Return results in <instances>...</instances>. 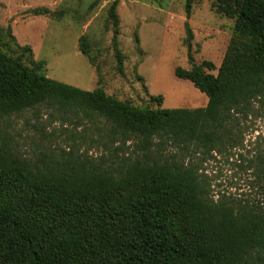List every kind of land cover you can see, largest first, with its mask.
<instances>
[{
	"label": "trees",
	"instance_id": "obj_1",
	"mask_svg": "<svg viewBox=\"0 0 264 264\" xmlns=\"http://www.w3.org/2000/svg\"><path fill=\"white\" fill-rule=\"evenodd\" d=\"M111 1L123 74L120 0ZM184 1L190 18L200 0ZM212 5L234 19L222 63L195 61L187 21L191 67L175 70L208 96L196 108L163 107L162 94H151L155 107L136 105L104 87L54 79L11 26H0V264H264V206L214 198L205 171L215 155L244 148L245 119L264 112V0ZM33 12L61 17L65 10ZM80 48L99 70L85 35ZM41 108L53 121L82 127L69 148L21 150L13 118ZM87 141L104 152L90 154ZM241 159L264 180L261 152Z\"/></svg>",
	"mask_w": 264,
	"mask_h": 264
},
{
	"label": "rangeland",
	"instance_id": "obj_2",
	"mask_svg": "<svg viewBox=\"0 0 264 264\" xmlns=\"http://www.w3.org/2000/svg\"><path fill=\"white\" fill-rule=\"evenodd\" d=\"M111 0H0V26H11L21 45L33 48V58L45 61V72L59 81L107 93L136 105L157 106L151 94L164 96L163 107L196 108L206 106L208 96L190 80L176 75L177 66L191 67L186 44V22L194 33L192 54L197 63L211 60L220 66L230 42L234 19L218 12L212 0H200L187 17L184 0H120L119 48L125 55L124 73L117 67L113 43V24L109 17ZM49 7L61 17L36 15L37 7ZM90 43L95 63L81 51L80 39ZM17 53L22 52L12 42ZM25 56L27 62L29 52ZM217 73V70L212 71ZM245 147L230 154H217L206 164L212 194L222 193L238 200L264 206V180L257 167H241V154L247 159L264 155V112L245 119ZM82 127L63 125L49 118L45 108L27 111L13 118V132L21 150L34 154L44 148H69ZM90 140V138H89ZM88 140V141H89ZM97 156L104 148L90 147ZM245 160V163L247 162Z\"/></svg>",
	"mask_w": 264,
	"mask_h": 264
}]
</instances>
